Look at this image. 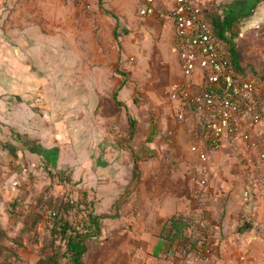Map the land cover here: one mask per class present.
I'll list each match as a JSON object with an SVG mask.
<instances>
[{
	"label": "rangeland",
	"instance_id": "374dc122",
	"mask_svg": "<svg viewBox=\"0 0 264 264\" xmlns=\"http://www.w3.org/2000/svg\"><path fill=\"white\" fill-rule=\"evenodd\" d=\"M205 1L212 13L230 5L244 15L234 28L236 48L247 71L264 74V0ZM138 8V0H0V264H52L47 257L63 245L51 233V213L65 200L85 199L99 215L100 194L118 195L114 182L129 181L131 157L173 170L193 159L176 150L188 147L186 129L167 135L166 89L181 80L173 33L153 28L155 16L140 17ZM121 84L117 105L112 94ZM151 142L169 149L145 152ZM212 155L217 212L248 186L252 207L264 215V173L246 170L228 149ZM115 164L122 167L114 178L104 176ZM101 216L105 232L87 239L85 264H102L118 228L119 221L114 229L108 220L102 225ZM257 240L240 264H264V231Z\"/></svg>",
	"mask_w": 264,
	"mask_h": 264
},
{
	"label": "built area",
	"instance_id": "2783aa9c",
	"mask_svg": "<svg viewBox=\"0 0 264 264\" xmlns=\"http://www.w3.org/2000/svg\"><path fill=\"white\" fill-rule=\"evenodd\" d=\"M140 17L158 15L174 29L172 51L177 56L181 80L166 89L175 127L173 137L185 127L191 137L190 152L196 158L193 198L199 240L188 254L187 264L215 262V225L209 214V191L213 177L207 166L218 148L242 155L246 170L264 173V78L239 76L229 54L204 19L198 0H138ZM167 2V13L158 4ZM165 6V5H164ZM198 125L200 130L197 129ZM247 189L244 199L250 195ZM53 215V213H52Z\"/></svg>",
	"mask_w": 264,
	"mask_h": 264
},
{
	"label": "crops",
	"instance_id": "0c3cea01",
	"mask_svg": "<svg viewBox=\"0 0 264 264\" xmlns=\"http://www.w3.org/2000/svg\"><path fill=\"white\" fill-rule=\"evenodd\" d=\"M138 4L140 6L139 2ZM164 5L158 4L159 14L167 13V2ZM155 17L148 21L153 25V28L156 29L161 25L166 33H173L174 37L173 27L166 25L163 20H160L161 18L158 19V15ZM173 126L175 127V123L172 115ZM195 126L200 130L197 124ZM184 130L183 126L178 128V132L174 136L176 137ZM187 137L188 147L183 145V148H180L176 144L177 152L180 153V149H182L184 158L192 156L193 159L187 165H179L178 170H173L169 166H161L156 162L141 159L138 163L139 182L131 189L133 165V157H131L129 181L124 182L122 186H118L114 182V188L120 187L118 195L117 191L107 197L100 194L101 201L98 206L104 208L100 209L98 214L102 215V225L108 220L114 229L115 224L113 223L119 221L118 228L112 229V242L101 257L102 264H187L188 254L199 240L196 226L197 214L192 193L196 178L201 177L194 167L197 163L196 158L189 150L191 144L189 133ZM158 145L169 149L167 144L151 142L150 150H144L145 152L150 151V154L154 153L151 147ZM218 149L230 150L227 147ZM214 157L215 155L207 166L208 175L212 177L215 169ZM239 157L242 162V155ZM118 167H122V165L110 166L103 172V175L112 174L113 177L110 176V178H114L113 172ZM247 189L251 192L250 187L247 186L243 194ZM216 193L217 189L209 191L208 201L210 210L208 216L216 227L213 239L215 262L217 264H240L241 254L247 256V260H249L258 246L257 239L264 231V215L260 208L255 212V207H252L251 198H249L251 193L247 200L244 199V195L243 198L239 195L240 198L231 197L226 209L221 213L217 212ZM110 198H113L112 206H110ZM111 207L113 214H110L109 211ZM247 219L253 221V227L258 225L259 230L251 228L248 231H238V228ZM100 232H105V225Z\"/></svg>",
	"mask_w": 264,
	"mask_h": 264
},
{
	"label": "trees",
	"instance_id": "16d2710c",
	"mask_svg": "<svg viewBox=\"0 0 264 264\" xmlns=\"http://www.w3.org/2000/svg\"><path fill=\"white\" fill-rule=\"evenodd\" d=\"M197 5L204 19L212 28L214 37L221 42L222 46L228 52L230 64L235 69L236 73L241 77L253 75L258 78H264V74H254L245 69V66L241 62L240 52L236 48V33H234V28L239 24L244 15L236 11L230 5L226 6L221 13H212V10H210L205 0H198ZM126 33L125 30L124 34ZM113 36L117 39L118 35L115 30L113 31ZM122 85L123 84L112 94L117 105H121V102L117 100V92ZM128 123L130 127H133L134 121L129 117ZM24 144L28 146L27 142H24ZM29 149L30 151H34L35 148L30 147ZM138 174V161L134 158L130 184L138 180ZM16 205H18V201L14 200L12 206L15 207ZM60 211H66L67 214L71 216L70 219L63 217L64 212L60 213ZM52 213L53 223L51 226V233L62 242L63 250L60 254L58 252H53L46 260L52 264H60V258H63L69 264H85L84 256L87 252L86 241L88 238L97 235L101 230L98 224L100 215L94 213L93 202L91 203L85 199H80V201L78 200L76 202L65 200L63 208L59 211H53ZM251 228H253V221L247 219L243 222L242 226L238 228V231H248ZM2 233L3 231L0 228V236Z\"/></svg>",
	"mask_w": 264,
	"mask_h": 264
}]
</instances>
